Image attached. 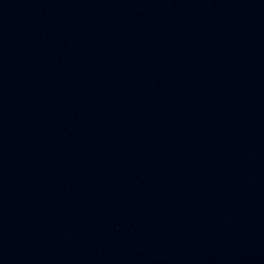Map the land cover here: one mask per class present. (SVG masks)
I'll return each mask as SVG.
<instances>
[{
	"label": "water",
	"instance_id": "1",
	"mask_svg": "<svg viewBox=\"0 0 264 264\" xmlns=\"http://www.w3.org/2000/svg\"><path fill=\"white\" fill-rule=\"evenodd\" d=\"M0 264H264V0H0Z\"/></svg>",
	"mask_w": 264,
	"mask_h": 264
}]
</instances>
